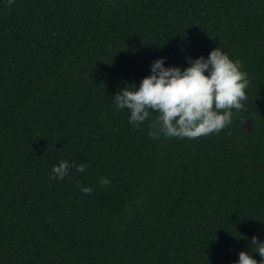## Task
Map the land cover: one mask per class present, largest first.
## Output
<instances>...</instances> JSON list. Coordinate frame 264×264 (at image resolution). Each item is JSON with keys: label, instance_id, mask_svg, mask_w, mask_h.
Segmentation results:
<instances>
[{"label": "trees", "instance_id": "trees-1", "mask_svg": "<svg viewBox=\"0 0 264 264\" xmlns=\"http://www.w3.org/2000/svg\"><path fill=\"white\" fill-rule=\"evenodd\" d=\"M215 47L249 80L219 133L152 139L157 113L134 127L115 109L155 59L183 69ZM253 235L264 241V0H0V264L259 261Z\"/></svg>", "mask_w": 264, "mask_h": 264}, {"label": "clouds", "instance_id": "clouds-1", "mask_svg": "<svg viewBox=\"0 0 264 264\" xmlns=\"http://www.w3.org/2000/svg\"><path fill=\"white\" fill-rule=\"evenodd\" d=\"M11 2V0H10ZM187 67L166 66L160 57L151 63L150 74L142 78L134 90L125 87L113 96L117 111L127 109L129 124L138 127L150 114L157 116L150 123L149 136L198 138L219 133L232 122L233 109L244 108L249 84L248 73L242 70L240 61L233 60L219 47L208 56L193 59L187 57ZM86 163L77 167L85 170ZM69 172L67 161L52 168V179H64ZM108 185L107 178H101ZM90 193L91 187L81 186ZM252 251L260 256L258 261L248 251L241 250L234 264H264V241L251 237Z\"/></svg>", "mask_w": 264, "mask_h": 264}]
</instances>
